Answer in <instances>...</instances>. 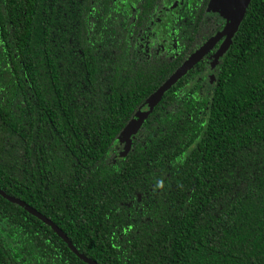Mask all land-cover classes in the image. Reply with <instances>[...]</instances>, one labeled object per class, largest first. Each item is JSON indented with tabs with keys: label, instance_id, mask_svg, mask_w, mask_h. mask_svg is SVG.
I'll list each match as a JSON object with an SVG mask.
<instances>
[{
	"label": "trees",
	"instance_id": "trees-1",
	"mask_svg": "<svg viewBox=\"0 0 264 264\" xmlns=\"http://www.w3.org/2000/svg\"><path fill=\"white\" fill-rule=\"evenodd\" d=\"M164 1L0 0V190L95 264H264V0L148 108L224 27ZM0 264L87 263L0 196Z\"/></svg>",
	"mask_w": 264,
	"mask_h": 264
},
{
	"label": "rangeland",
	"instance_id": "rangeland-1",
	"mask_svg": "<svg viewBox=\"0 0 264 264\" xmlns=\"http://www.w3.org/2000/svg\"><path fill=\"white\" fill-rule=\"evenodd\" d=\"M217 1H219L221 4L218 7L217 6ZM247 0H214V4H212L211 8L209 9V13L211 15H216L218 16V18L223 19L225 21V25L222 29V31L216 35L215 39L212 40L211 42L209 41V43H206L204 48L202 49L203 51L201 53H203L204 55L207 52H210L213 48V46L218 42H219V46L218 48L211 53L212 56L211 58L208 60L207 62V68L204 72H202L199 76H198V80L200 82L201 85V93L210 95L212 86H213V81L215 79V61L220 54H222L225 50V47L228 45V42L230 40V38H232V35L234 33V28L233 25L235 24V20L236 17H239L242 14L243 11V6L245 5ZM202 54V55H203ZM210 54V55H211ZM199 56H197L198 58ZM195 58V56L192 58V60ZM158 97V93L155 94L154 96V100L153 97H151L147 103H145L146 107H151L154 104V101L157 99ZM144 110H146V108H143ZM140 114H143V112H141ZM142 117V116H141ZM141 117H137V119L133 120L131 122V124L128 126V128L125 130V132L122 134V136L119 139V142L123 145V150H122V155L124 154V149L127 148V146L131 143L134 134L136 133V130L139 126V122Z\"/></svg>",
	"mask_w": 264,
	"mask_h": 264
},
{
	"label": "water",
	"instance_id": "water-1",
	"mask_svg": "<svg viewBox=\"0 0 264 264\" xmlns=\"http://www.w3.org/2000/svg\"><path fill=\"white\" fill-rule=\"evenodd\" d=\"M247 2H248V0L246 1V3H245V5L243 6V11H242V14L239 16V17H236V20H235V24L233 25V28H234V32H235V30H236V28H237V25H238V22H239V20L241 19V17H242V15H243V12H244V10H245V7H246V4H247ZM234 34V33H233ZM218 35V34H217ZM233 36V35H232ZM216 37H214V38H212L211 40H210V42L212 41V40H214ZM230 40H231V38H230ZM230 40H229V42H230ZM229 42H228V44H229ZM207 43H209V41L207 42ZM204 48V47H203ZM203 48H201V49H199L195 54H194V56H195V58L192 60V58L194 57H192V58H190L183 66H181L178 70H177V72L163 85V86H161V88H159L158 89V91H156V93L155 94H157L158 93V95L159 94H161V92H163L170 84H172L179 76H181L184 72H185V70L187 69V68H189L197 59H199V57L200 56H202V54L204 53H201L203 50ZM197 56H199L198 58H197ZM155 94H153L151 97H153V100H154V96H155ZM150 97V98H151ZM149 98V99H150ZM158 100V97H157V99L154 101V103H156V101ZM131 124V123H130ZM129 124V125H130ZM128 125V126H129ZM128 128V127H127ZM126 128V129H127ZM125 129V130H126ZM125 132V131H124ZM123 132V133H124ZM122 133V134H123ZM122 136V135H121ZM129 146H130V144L127 146V148H129ZM126 148V149H127ZM125 149V150H126ZM0 196L1 197H3L4 199H6V200H8V201H10V202H12V203H15V204H17V205H19V206H21L22 208H24L27 212H29V213H31L32 215H34L35 217H37V218H39V219H41L43 222H45V223H47L51 228H52V230L67 244V246H68V248L75 254V255H77L80 259H82L85 263H87V264H95L94 262H92L91 260H88V259H86V258H84L82 255H80L79 253H77V251L75 250V248L72 246V244L70 243V241L65 237V235H63L62 233H61V231L57 228V227H55L51 222H49L48 220H46L45 218H43V217H41L39 214H37L35 211H33L31 208H29L28 206H26L23 202H21V201H19V200H17V199H15V198H13V197H11V196H8V195H6L5 193H3L1 190H0Z\"/></svg>",
	"mask_w": 264,
	"mask_h": 264
},
{
	"label": "flooded vegetation",
	"instance_id": "flooded-vegetation-1",
	"mask_svg": "<svg viewBox=\"0 0 264 264\" xmlns=\"http://www.w3.org/2000/svg\"><path fill=\"white\" fill-rule=\"evenodd\" d=\"M132 2H133V4H136L137 2H139V1H141V0H131ZM192 1H196V0H165L164 1V6L162 7V9L161 10H157V12H156V14H153V15H151L150 16V20H149V22H148V25L150 24V22L152 21H154V24L156 25V26H164L165 25V23L166 22H161V19H163L164 18V14H163V10H167L168 8H169V5L171 4L172 5V7L174 8V9H177V8H179L180 6H182L184 3H186V2H192ZM214 3H216V2H214V0H209V2L207 3V6H206V9H205V18H208V19H211V18H216L217 19V22H220V21H223V23H224V25H225V21L223 20V19H220V18H218V16H216V15H211L210 13H209V9L211 8V6H212V4H214ZM220 2L219 1H217V6L219 7L220 6ZM131 8H133V6L130 4L129 5ZM171 10H169V12H170ZM147 16V15H146ZM154 19V20H153ZM151 22V23H152ZM160 23V24H159ZM207 43V42H206ZM205 43V44H206ZM205 44L201 47V48H203L204 46H205ZM200 48V49H201ZM198 51V50H197ZM196 51V52H197ZM195 52V53H196ZM194 53V54H195ZM209 53H211V51L210 52H207L205 55H208ZM194 54L191 56V58L194 56ZM204 55V54H203ZM202 55V56H203ZM190 59V58H189ZM188 59V60H189ZM187 60V61H188ZM186 61V62H187ZM185 62V63H186ZM184 63V64H185ZM183 64V65H184ZM182 65V66H183Z\"/></svg>",
	"mask_w": 264,
	"mask_h": 264
}]
</instances>
